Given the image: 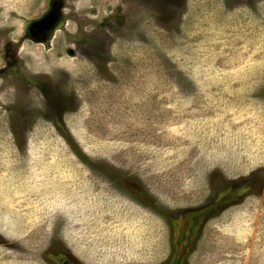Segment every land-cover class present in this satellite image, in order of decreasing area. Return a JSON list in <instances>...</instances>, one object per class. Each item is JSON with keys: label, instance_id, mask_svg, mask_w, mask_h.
<instances>
[{"label": "rangeland", "instance_id": "1", "mask_svg": "<svg viewBox=\"0 0 264 264\" xmlns=\"http://www.w3.org/2000/svg\"><path fill=\"white\" fill-rule=\"evenodd\" d=\"M0 264H264V0H0Z\"/></svg>", "mask_w": 264, "mask_h": 264}, {"label": "flooded vegetation", "instance_id": "2", "mask_svg": "<svg viewBox=\"0 0 264 264\" xmlns=\"http://www.w3.org/2000/svg\"><path fill=\"white\" fill-rule=\"evenodd\" d=\"M64 17H65V16H64ZM65 18H66V17H65ZM65 18H64V19H65ZM35 29H36V28H35ZM43 31H44V34H45V35L42 34V37H41V38H36V39L34 38V33H33L34 30H33V28L30 30V34H31V35H29L28 33H26V34H27L30 38H33V39L37 40L38 43H40V42H41V43H42V42H47V40H45V39H46V36H47L48 33L45 32L44 29H43ZM26 34H25V35H26ZM27 35H26V36H27ZM28 36H27V37H28ZM8 53H10V54L12 55V54H13V50H12L11 52H8Z\"/></svg>", "mask_w": 264, "mask_h": 264}]
</instances>
